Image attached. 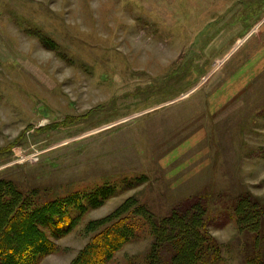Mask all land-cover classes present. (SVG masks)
Segmentation results:
<instances>
[{"label":"rangeland","instance_id":"rangeland-1","mask_svg":"<svg viewBox=\"0 0 264 264\" xmlns=\"http://www.w3.org/2000/svg\"><path fill=\"white\" fill-rule=\"evenodd\" d=\"M263 148L264 0H0V176L63 194L147 178L40 264H68L83 225L134 194L161 215L207 206L217 264H242L231 207L264 203Z\"/></svg>","mask_w":264,"mask_h":264},{"label":"trees","instance_id":"trees-1","mask_svg":"<svg viewBox=\"0 0 264 264\" xmlns=\"http://www.w3.org/2000/svg\"><path fill=\"white\" fill-rule=\"evenodd\" d=\"M42 43L60 50L49 38ZM260 153L264 158V148ZM146 179L144 175L129 183L105 182L63 194L50 188H25L0 176V264H40L58 251L57 241L75 230L86 214ZM137 196L131 195L109 214L87 221L81 230L86 242L68 264H114L118 252L141 238L147 239V248L135 258V264L220 261L222 247L208 231L207 206L191 202L161 215ZM231 214L237 232L251 237L242 264H264V203L244 192L235 200Z\"/></svg>","mask_w":264,"mask_h":264}]
</instances>
